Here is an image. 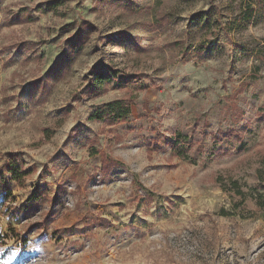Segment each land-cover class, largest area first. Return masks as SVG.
<instances>
[{"label": "rangeland", "instance_id": "1", "mask_svg": "<svg viewBox=\"0 0 264 264\" xmlns=\"http://www.w3.org/2000/svg\"><path fill=\"white\" fill-rule=\"evenodd\" d=\"M51 1L0 0V168L13 152L31 171L23 187L11 182L12 205L45 196L17 221L0 206V264H264V215L249 196L264 194V0H102L96 10L62 0L47 11ZM37 6L31 22L1 25L7 10ZM160 14L169 20L158 28ZM82 20L89 30L70 49ZM201 39L205 51L190 55ZM100 64L117 76L88 93ZM127 95L126 121L89 119ZM231 180L247 194L236 210Z\"/></svg>", "mask_w": 264, "mask_h": 264}, {"label": "trees", "instance_id": "2", "mask_svg": "<svg viewBox=\"0 0 264 264\" xmlns=\"http://www.w3.org/2000/svg\"><path fill=\"white\" fill-rule=\"evenodd\" d=\"M102 0H95L93 4V10H96L98 8V5L101 3ZM47 7V11H54L56 8L62 4V0H54L51 2L44 3ZM33 11H41V7L37 6L34 10L29 9L28 7H20L17 11L13 10H7L4 18H2V26H11L14 24H23L28 23L33 20ZM168 14H160L158 17L154 18V24L156 27H162L164 24L168 22ZM243 21L248 22L250 20V15H246L242 17ZM73 24V23H71ZM70 24V25H71ZM69 25V26H70ZM90 23L86 20H82L81 24H79V27L77 31L72 35L71 37L66 39V44L70 49L75 48V46H78L83 43L84 41V30H89ZM125 33H118L116 35H109V36H102L99 35L96 36V40H106L110 42H116L119 38H122L125 36ZM228 36V32L225 31V37ZM208 41L205 39H201L196 44H190L186 47L187 50L192 51L189 52L190 55H201L206 47H207ZM36 43L32 41H16L15 43L11 44V47H14L15 49H22L25 51H32L35 52ZM169 46V45H168ZM173 47L177 46V43H173ZM3 50V49H2ZM67 54H65L64 58ZM263 62H264V54H263ZM58 67V66H57ZM94 71V77L88 81L86 90L88 93H94L97 94L100 91L106 90V87H108L111 82L116 78V70H112L108 67H103L102 64L96 65L92 69ZM40 79H35L29 83L31 86L39 87L41 84ZM131 95L124 96L122 98L114 99L112 101H109L99 108H97L95 111H93L89 119L96 122H102L106 126H112L117 123H121L126 121L128 116L131 113ZM54 132L53 128L46 127L42 129V138L44 140L48 139ZM6 160L3 163L2 167L0 168V171L9 174V179H4L0 177V206L3 203L8 202V204L4 207L5 212L10 213V217L13 220H20L29 210L28 202H30L32 205L36 203H40L42 201L43 196L42 193H33L31 197H29L25 203L23 204H14L15 197L11 193V182L15 181L17 184V187H23L24 185V178L28 176V174L31 173V171H28L24 169L23 162L20 159V156L16 153L9 152L5 154ZM102 160V168L109 167V166H115L114 161L110 159L101 158ZM257 179L260 183H264V156L260 160V168L256 172ZM219 182V181H218ZM227 188V187H224ZM227 190H232L236 195L240 196V200L236 203H233L232 210H236L241 207L243 204V201L247 194L242 191L241 187L238 185L237 181L231 180L228 184ZM62 191L60 188L55 193L53 200L58 201V199L61 196ZM249 196L254 201V204L262 211L264 215V194L261 193H251ZM225 209H220V215H227ZM234 214V213H230ZM53 215V211L51 209L47 210L44 213L42 221L34 222L28 225L27 231L31 232L33 230L39 229L40 227L44 226L47 221L50 220V217Z\"/></svg>", "mask_w": 264, "mask_h": 264}]
</instances>
